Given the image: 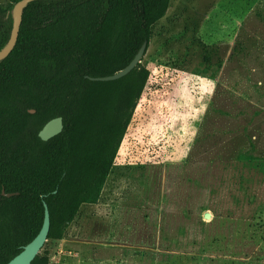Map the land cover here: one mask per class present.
Instances as JSON below:
<instances>
[{
    "label": "rangeland",
    "instance_id": "obj_1",
    "mask_svg": "<svg viewBox=\"0 0 264 264\" xmlns=\"http://www.w3.org/2000/svg\"><path fill=\"white\" fill-rule=\"evenodd\" d=\"M142 65L149 82L98 203L41 254L264 264V0H171Z\"/></svg>",
    "mask_w": 264,
    "mask_h": 264
},
{
    "label": "trees",
    "instance_id": "obj_2",
    "mask_svg": "<svg viewBox=\"0 0 264 264\" xmlns=\"http://www.w3.org/2000/svg\"><path fill=\"white\" fill-rule=\"evenodd\" d=\"M7 1L0 5V52L22 0ZM170 3L38 0L24 9L16 47L0 62V264L35 239L45 204L48 240L61 241L82 206L98 203L150 72L139 64L117 81L87 77L113 76L144 43L149 48ZM56 118L63 132L42 141L40 131ZM32 264H50L49 255Z\"/></svg>",
    "mask_w": 264,
    "mask_h": 264
},
{
    "label": "water",
    "instance_id": "obj_3",
    "mask_svg": "<svg viewBox=\"0 0 264 264\" xmlns=\"http://www.w3.org/2000/svg\"><path fill=\"white\" fill-rule=\"evenodd\" d=\"M38 0H22L18 2L12 12L13 17V30L11 34V38L7 46L0 52V62L7 59L10 54L13 52L14 48L19 39L20 29L23 21V13L24 9L32 2ZM148 51V44L144 43L133 61L121 72L110 76V77H103V78H88L90 81L93 82H113L120 80L127 75H129L139 64H142V61ZM30 114H34L35 111H29ZM64 125L62 118H56L48 122L43 129L39 133V138L47 142L50 139L58 136L63 132ZM56 193V192H55ZM54 193V194H55ZM3 195L7 198H11L14 194H5ZM204 219L206 221H210L211 215L205 214ZM50 231V214L47 205L45 204V215L42 228L35 239L23 247L20 254H18L14 259H12L8 264H32L36 257L41 254V251L44 249L45 244L48 242V235Z\"/></svg>",
    "mask_w": 264,
    "mask_h": 264
}]
</instances>
